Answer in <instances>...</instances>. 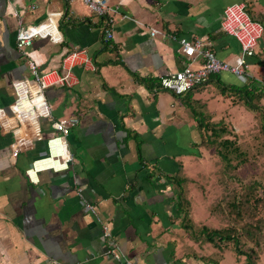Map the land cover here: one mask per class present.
<instances>
[{"label": "crops", "instance_id": "crops-1", "mask_svg": "<svg viewBox=\"0 0 264 264\" xmlns=\"http://www.w3.org/2000/svg\"><path fill=\"white\" fill-rule=\"evenodd\" d=\"M108 2L117 13L113 37L105 41L101 18L81 0H0V107L14 98L11 81L30 76L28 60L43 73L59 68L66 52L84 48L94 66L75 67L72 86L46 90L53 119L78 118L65 137L68 168L37 171L35 181L25 173L34 159L48 155L54 135L49 119L23 128L31 144L16 157L8 154L12 134L0 132V264H120L119 256L134 264H244L232 239H207V229L221 228L225 217L218 212V224L209 218L220 185L214 174L199 172L203 148L210 158L215 152L201 144L198 127L200 118L225 127L243 115L241 108L251 113L231 91L220 90L240 80L221 72L181 95L147 84L183 66L178 36L200 38L232 62L240 46L220 23L224 6L235 2L263 26L248 58L251 77L259 81L264 0ZM46 19L56 21L62 40L37 37L19 50V21ZM191 164H201L197 175ZM211 184L208 196L215 199L196 221L190 186L207 195Z\"/></svg>", "mask_w": 264, "mask_h": 264}, {"label": "built area", "instance_id": "built-area-1", "mask_svg": "<svg viewBox=\"0 0 264 264\" xmlns=\"http://www.w3.org/2000/svg\"><path fill=\"white\" fill-rule=\"evenodd\" d=\"M69 1V0H67ZM102 20L103 39L109 41L113 37L112 27L117 9L108 0H81ZM144 24L143 22H140ZM221 29L233 36L240 46V54L232 62L220 59L200 38L178 36V50L181 54V69L160 77V88L168 90L173 95H181L196 85L206 82L213 74L231 72L240 81L245 82L251 74L248 58L255 53V47L263 33L262 24L253 19L242 2L230 3L224 6L220 23ZM151 34L156 32L149 28ZM46 37L51 42H60L62 37L55 20L46 19L30 25L19 21L16 32V47L23 50L34 38ZM200 61L197 67L191 66V61ZM188 61V62H186ZM29 77L11 81L14 98L6 107H0V132L11 133L12 141L8 154L16 157L27 148L31 141L25 136L23 128L27 124H35L40 117L50 120L54 135L48 139V155L38 157L25 170L31 181H35L36 172L45 169L64 170L72 162V155L67 151L65 137L70 127L78 123V118L70 116L63 120L52 117V108L46 97L50 87L72 86L75 82L73 70L80 66L84 69H94L91 56L84 48L72 49L66 52L59 68L41 73L34 61L28 60ZM264 83V68L261 73ZM264 98V97H263ZM20 131V132H19ZM22 131V132H21ZM90 210L92 206L85 204ZM107 236L106 226H103ZM112 253V249L107 250ZM120 264H134L126 256H119Z\"/></svg>", "mask_w": 264, "mask_h": 264}, {"label": "rangeland", "instance_id": "rangeland-1", "mask_svg": "<svg viewBox=\"0 0 264 264\" xmlns=\"http://www.w3.org/2000/svg\"><path fill=\"white\" fill-rule=\"evenodd\" d=\"M257 104L261 108L258 109V111H253L251 113L241 107H237L241 108L244 113H242L243 115L239 119L236 118V122H233L234 124L232 123L229 126H225L227 130L224 132V138L230 140V144H226L225 148H223L226 153L230 152L231 165L235 167L229 171L231 174H234L232 180L234 184L232 186L234 188L232 189L235 190L236 194L239 196L240 191H242L243 188L247 187L246 189H248V187H251L252 190L250 192L252 198H255V201H252L250 205L248 204L246 206L245 212L244 214L242 213V215L244 218V224L250 223L252 225H258V229H254V235L257 237L258 243L256 245L252 239L243 237L239 243L240 248L244 251L250 250L249 253L254 257L255 264H264V98H260L257 101ZM203 155L206 158L203 162L202 160H199L200 163L202 162V165L200 164L202 169H200L199 172H201L202 175L204 173H207V175L209 174L210 176L214 174V182L218 183V173L223 169V165L227 164V162L221 156H215V154L214 157L210 158L205 148H203ZM200 165L195 166L191 164L192 171L193 173H196V175L198 174L197 171ZM190 187L191 189L189 191L193 192V199L195 200V206H193L195 209L193 210V213L195 211V220H203L206 208L208 209L212 201L215 199V196H208L213 195L214 191L212 187H214V185L211 184L207 189V195H204L201 189L196 186ZM230 189H228V193L231 192ZM200 193H202L203 196H201ZM224 193L225 191L219 187L218 194L222 196ZM231 193H233V191ZM215 210L216 214L209 216V218L216 220L219 217L220 219L219 213L222 217L223 212L220 210L218 204ZM208 215L206 216L208 217ZM220 222H222V224L224 223L222 219H220ZM203 223L209 224L212 222L206 221ZM207 231L209 230L207 229ZM243 260H245V258H243Z\"/></svg>", "mask_w": 264, "mask_h": 264}, {"label": "trees", "instance_id": "trees-1", "mask_svg": "<svg viewBox=\"0 0 264 264\" xmlns=\"http://www.w3.org/2000/svg\"><path fill=\"white\" fill-rule=\"evenodd\" d=\"M217 75L218 74H213L210 76V78ZM159 84L160 80L154 79L151 80L147 86L152 89L153 85L159 86ZM202 84L192 87L185 93L187 94ZM220 90L221 92L231 91L232 94L238 98L240 103H242V105L251 112L258 111V109L261 108L257 104V101L264 97V83L261 77L259 81L253 77H249L245 82L240 81L239 85L222 86L220 87ZM198 127L203 131V134L201 135V144H205L214 148L215 154L221 156L227 162V164L223 165V169L219 171V177L217 178V182L219 183L220 187L225 191V193L220 196L218 201V206H220V210L223 212L225 217L223 218L224 223L221 225V228L208 231L211 235H208L207 239H211L212 236L218 237L220 239H232L234 241L236 253L244 255V264H255L254 257L249 253L250 250H242L239 244L241 238L243 237L252 239L256 245L258 243L257 237L254 235V229H258V225H252L250 223L244 224V218L242 215V213L244 214L245 212L246 206L248 204L250 205L252 201H255V198H252L250 192L252 188H243V190L240 191L239 196L236 194V191L232 189L234 188L232 186L234 185L232 181L234 174H231L229 171L235 167L231 165L230 152L226 153V151H224L225 145L230 144V140L224 138V132L226 131V128L221 126V123L209 124L208 122H205V119L203 118L199 119ZM228 189H230L231 192L233 191V193H228Z\"/></svg>", "mask_w": 264, "mask_h": 264}, {"label": "bare ground", "instance_id": "bare-ground-1", "mask_svg": "<svg viewBox=\"0 0 264 264\" xmlns=\"http://www.w3.org/2000/svg\"><path fill=\"white\" fill-rule=\"evenodd\" d=\"M179 70V69H178ZM160 77V76H159ZM154 89V88H153ZM156 89V88H155ZM161 90V89H160Z\"/></svg>", "mask_w": 264, "mask_h": 264}]
</instances>
